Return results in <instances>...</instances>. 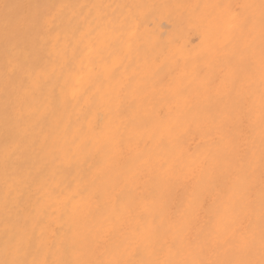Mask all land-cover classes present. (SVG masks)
Masks as SVG:
<instances>
[{
	"label": "bare ground",
	"instance_id": "6f19581e",
	"mask_svg": "<svg viewBox=\"0 0 264 264\" xmlns=\"http://www.w3.org/2000/svg\"><path fill=\"white\" fill-rule=\"evenodd\" d=\"M262 12L0 0V264H259Z\"/></svg>",
	"mask_w": 264,
	"mask_h": 264
},
{
	"label": "snow or ice",
	"instance_id": "6c2138e0",
	"mask_svg": "<svg viewBox=\"0 0 264 264\" xmlns=\"http://www.w3.org/2000/svg\"><path fill=\"white\" fill-rule=\"evenodd\" d=\"M247 24L249 26L253 25V21L249 20L247 21ZM261 38L262 41H264V12H262L261 16ZM260 72H261V80L264 82V46L261 48L260 52ZM210 86V85H209ZM261 119L262 122H264V92L261 94ZM61 264H91L89 261H75V262H61ZM112 264H122L120 261H114ZM151 264H199V262L192 261V262H179V261H173V260H168V261H154L151 262ZM259 264H264V259H261Z\"/></svg>",
	"mask_w": 264,
	"mask_h": 264
}]
</instances>
